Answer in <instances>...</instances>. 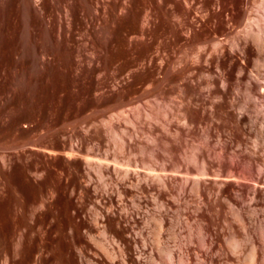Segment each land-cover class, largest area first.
<instances>
[{
	"label": "rangeland",
	"instance_id": "1",
	"mask_svg": "<svg viewBox=\"0 0 264 264\" xmlns=\"http://www.w3.org/2000/svg\"><path fill=\"white\" fill-rule=\"evenodd\" d=\"M260 85L264 0H0V264H111L99 248L103 221L127 227L124 210L141 215L150 195V208H169L177 177L189 176L188 195L224 180L216 188L233 199L243 189L245 203L254 187L263 207ZM186 196L174 205L189 207ZM171 205L162 208L171 228L229 216L219 204L195 219L196 201Z\"/></svg>",
	"mask_w": 264,
	"mask_h": 264
},
{
	"label": "bare ground",
	"instance_id": "2",
	"mask_svg": "<svg viewBox=\"0 0 264 264\" xmlns=\"http://www.w3.org/2000/svg\"><path fill=\"white\" fill-rule=\"evenodd\" d=\"M209 70V69H208ZM211 70V69H210ZM209 70V71H210ZM212 71V70H211ZM261 72V71H260ZM202 74V73H201ZM209 74H210V76L213 74V72L212 73H210L209 72ZM221 74L222 73H220V76H221ZM239 74H240V72H239ZM238 74V75H239ZM214 75V74H213ZM218 75V74H217ZM259 75V74H258ZM258 75L256 74V78L258 79ZM223 76H224V74H223ZM227 76V75H226ZM251 76H254V78L253 77H251ZM198 77H200V75L198 76ZM209 77V76H208ZM207 77V78H208ZM213 78H214V80L216 81L217 79H216V77L215 76H212ZM211 77V78H212ZM217 77H219V76H217ZM228 77V76H227ZM227 77H224V78H227ZM241 77H242V75H241ZM240 77V75L238 76V78L240 79L241 78ZM249 77H251V78H249ZM203 78V77H202ZM212 78V79H213ZM237 78V79H238ZM243 78V77H242ZM241 78V79H242ZM248 78L251 80L252 78V82L250 81V80H248V79H246V81L248 80L249 81V85H252V84H250V82L251 83H255V81H257V79L255 78V74L254 75H249L248 76ZM198 79V78H197ZM210 79V78H209ZM208 79V81H205V80H207V79H202L203 81H205L206 83L208 82V83H211V82H209L210 80ZM228 79V78H227ZM253 80H255V81H253ZM198 82L200 81L201 83L200 84H202V82L203 81H201L200 79L199 80H197ZM219 81H220V79H219ZM221 81H222V78H221ZM223 81H225L224 79H223ZM222 81V82H223ZM229 81H231V80H229L228 79V82H227V84L229 83ZM238 81V80H237ZM237 81H236V83L235 82H231L232 84L233 83H235V84H237ZM242 80H240V82H241ZM214 82V81H213ZM212 82V83H213ZM217 83H218V81H216ZM217 83H213L214 84V86H216V88H217V90L219 89V91H221L220 90V87L222 86V85H224L225 84V82H223V84L221 85H219L220 87L218 88L217 86L218 85H215V84H217ZM231 83H229L230 85L229 86H231ZM239 83V82H238ZM246 83V82H245ZM263 83V82H262ZM203 84H205L204 82H203ZM213 84L211 85V86H213ZM226 84V85H227ZM235 84H233L234 86H236L237 87V85H235ZM248 84V83H247ZM247 84H246V86H247ZM256 84V83H255ZM261 84V83H260ZM207 85H209V84H207ZM205 86L206 88L208 87V86ZM232 85V86H233ZM240 85V84H239ZM248 85V86H249ZM254 85V84H253ZM252 85V86H253ZM203 86V87H204ZM245 86V85H244ZM261 87H263V85H260ZM209 87H210V85H209ZM224 87H225V85H224ZM258 87H259V84H258ZM226 88H227V86H226ZM231 87H229V89H230ZM238 88H240V87H238ZM245 88V87H244ZM249 88V87H248ZM247 87H246V89H248ZM254 88H255V86H254ZM260 88V87H259ZM264 88V87H263ZM262 88V89H263ZM209 89V88H208ZM210 89H211V87H210ZM209 89V90H210ZM214 88H212L211 90H213ZM221 89L223 90H225V88H222L221 87ZM228 89V88H227ZM246 89H245V91H246ZM250 89V88H249ZM248 89V90H249ZM256 90H257V88H255ZM254 89V90H255ZM208 90V91H209ZM216 90V89H215ZM214 90V91H215ZM216 90V91H217ZM247 90V91H248ZM255 90V91H256ZM215 91V92H216ZM251 93H253L251 90H249ZM254 91V92H255ZM259 91L261 92V89L260 90H258V93H259ZM263 91V90H262ZM221 92H223V91H221ZM257 92V91H256ZM209 93H212V92H209ZM256 94V95H258V96H261L260 94ZM214 94V93H213ZM254 94V93H253ZM261 94H264V92L263 93H261ZM250 95V97H253L254 95H252V94H248V96ZM256 95H255V97H256ZM263 98H264V96H263ZM257 99H259V98H257ZM202 166V165H201ZM204 166V165H203ZM202 166V167H203ZM200 168V169H202L203 170V168L205 167H203V168ZM151 168V167H150ZM128 169H131L130 167L128 168L127 167V170ZM149 169V168H148ZM153 169V168H152ZM152 169H149L150 171H152L153 172V170ZM133 170H135V169H133ZM148 170V171H149ZM205 170V169H204ZM203 170V174H204V172L206 171H204ZM131 171V170H130ZM150 171H149V173H150ZM126 172H128V171H126ZM202 172V171H201ZM206 172H208V171H206ZM206 172H205V174H206ZM154 173L156 174V175H158V173L157 172H155L154 171ZM153 173H151V175H152ZM235 174V173H234ZM237 174H239V173H237ZM237 174H235V178H237ZM162 175V174H161ZM206 175H208L209 176V178L211 177L209 174H206ZM205 175V176H206ZM145 176V175H144ZM150 176V175H149ZM153 176V175H152ZM160 176V175H159ZM159 176H156V177H158L159 178ZM168 176V175H167ZM173 176V175H172ZM208 176H207V178H208ZM212 176H214V175H212ZM232 176V175H231ZM240 176V177H239ZM239 176H238V178L237 179H235V181L237 180H239V178H243V176L241 177V174H239ZM145 177H148L147 176V172H146V176ZM155 177V176H154ZM153 177V178H154ZM161 178L163 177V176H160ZM169 177V176H168ZM168 177H163V178H167L168 179ZM174 177V176H173ZM177 177V176H176ZM184 177L185 176H183L182 177V179H184ZM190 177H192V176H190ZM198 177V178H197ZM197 177H195V176H193L192 178H194L195 180H196V178L197 179H199V177L201 178V180H204V178H206V177H203V179H202V176H197ZM232 177H234V176H232ZM245 177H246V175H245ZM251 177V176H250ZM249 176H248V178L246 177L245 179L247 180V179H249L250 178ZM144 178V177H143ZM152 178V179H153ZM178 178V181H184L182 184H181V182H178V185H175V181L173 182V184L172 185H174V186H179V184H180V186H179V190L177 189V191H178V194L180 195V197L179 198H181L182 199V195L184 194V195H187L186 197H188V196H193V197H191L192 199L193 198H195V201H196V205H197V207H196V209H191L193 212L195 211V212H202V211H200L199 209H203L204 207V209H206V211H207V205H209L210 203H212L213 201H218L216 204H214V203H212V204H214V206L216 205V207L218 206V204L219 205H222V202H224V204L222 205V208L224 209V207L226 206L227 207V210H228V212L226 211V209H225V212H227L228 214H229V216H227V215H225V218H224V222H223V220L221 221V218H220V223L219 224H216L217 222H219V220L218 221H213L212 223H210L209 221L211 220L210 219V215H211V217H212V215H213V213H212V209H213V205L212 204H210V205H212L211 207H210V205L208 206L209 208H211V210L209 211L210 212V214H208L209 215V217H208V219H210L209 221L208 220H206V219H204L205 218V216L203 217L201 214L202 213H200L198 216H199V218L200 219H198L197 218V220L196 221H193V220H190L189 219V221H191L193 224H194V222H196L195 224H197V221L198 220H200V222H202V220L203 221H205V222H202L200 225L198 224L197 226H198V228H197V226L195 227V226H193V224L192 223H190L189 221H188V219H186L187 221H188V223L187 222H185V218H187V215H186V217L184 216V214H186V213H184L183 215L181 214V217L182 216H184V219H183V222H185L186 224H192V225H188V226H184V224L182 225V223H181V217H178V219L180 218V222H179V220L177 221L178 222V224L179 223H181V225H179V226H177V222L175 223L176 224V226L174 227H170V225L172 226V224L169 222H167L168 220H166V222L168 223V224H166L165 222H164V216H165V212H166V210L167 209H170V205L172 204L175 208L177 207V205H178V207L176 208L177 210L180 208L179 206L180 205H182L183 203H182V200H180V204H177L176 206L174 205L175 204V202H174V200L176 199V198H178V196L179 195H174V194H176V193H173V192H175V190H176V188L174 187V186H171V187H173V188H175L174 189V191H173V189H172V193H173V195L174 196H177L175 199H173V203H171L170 202V200L168 201L169 203H170V205H168V207L169 208H165L164 207V204H163V206L161 205L160 207H164L166 210H164L165 212H163V210H162V208H161V210H159L158 212L155 210V209H152V208H150V201H152L151 200V196L152 195H150L149 197L150 198H148V199H150V200H148L149 201V204H148V206H144V209H143V211L141 212V215L140 214H138L137 216H127L126 217V215L128 214H126L125 213V210H124V217H125V220L127 221V227L125 226V225H123V224H125V223H121V226L122 227H120L119 225L120 224H118V227L116 226V225H107V222L105 223L104 221H103V223H105V224H103L102 223V225H104L103 226V230H102V232L99 230V232L100 233H102V235L103 236H101V237H103L104 238V240H102L101 241V238L99 239V238H95V239H99V240H97V242L99 241V243H100V245H99V243H96V244H98L99 246H101V247H99V248H101V250L103 251H105L104 252V254L106 253V254H108V256H109V259L111 260V264H114L115 262L117 263V261H119V258L121 259L120 260V264H264V214H263V212L262 211H264V210H261V207H260V205H258L256 202L260 199H256V197H253L252 198V193H254L253 191H254V189H256V188H254L253 187V189H251L250 187L248 188V190H251L252 191V193H250V197H249V195H244L246 198L247 197H249V198H247V200L248 199H256L257 201H255V202H252V200L250 199L248 202H244V201H238V197H242V195H243V193L244 194H246L245 192L246 191H244L243 189H240V190H242V192H240L239 194H242V195H238V197L235 199H233V197H235L233 194H232V192H228L229 191V187L227 188L228 190H227V192L228 193H230L231 194V197H232V195H233V197L231 198L230 197V194H229V196L228 195H226L225 193H223L222 191H224L225 192V190L223 189H219V188H216L217 186L219 187L220 185H222L221 183L223 182L224 183V180H221V179H218V178H220V176H218L217 178L214 176V177H212V178H216V180L218 179V180H221L220 181V183H218V184H220V185H217L216 186V182L214 183V181H216V180H213V182L212 183H214L213 185L215 186V189H217L216 191L215 190H213V191H215V193H214V195H212L211 196V192L213 193V191L211 190L213 187H211L210 185V182H211V180H210V182H209V180H207V178H206V180H207V182L204 180V183L203 184H205V182H206V184L207 183H209V184H207L209 187H206L207 188V192H204V191H206V190H204V189H206V188H204L203 187V189L202 188H200V189H197V187H199V186H197V184L195 185L196 186V192H194L195 191V188H194V191H192V193H194V195H188L186 192H188L189 191V189H193V187H192V181H189V176L187 175V177H185V179L184 180H182L181 178H180V180H179V177H177ZM176 178V179H177ZM221 178H222V176H221ZM225 178H227V182H228V177H224V179ZM146 179V178H145ZM148 179H150V178H148ZM232 179V178H231ZM244 179V178H243ZM255 179V178H254ZM144 180V179H143ZM153 180H155V182H156V179L154 178ZM159 180V179H158ZM157 180V181H158ZM165 180V179H164ZM172 180H174L173 178H172ZM201 180H199L201 183H202V181ZM217 180V181H218ZM242 179H240L239 180V183H240V181H241ZM249 180H252V179H249ZM145 181V183L143 184V186H145L146 187V185L148 184L147 182H146V180H144ZM143 181V182H144ZM161 181V180H160ZM159 181V182H160ZM167 181H170L169 179L167 180ZM194 181V180H193ZM197 181V180H196ZM199 181H197V183H198V185H199ZM232 181H234V180H232ZM235 181L234 182H230V183H235ZM236 181V182H237ZM253 181H259V180H257V179H255V180H253ZM139 182V181H138ZM138 182H136V183H138ZM150 182V181H149ZM159 182H158V184H159ZM162 182V181H161ZM160 182V183H161ZM166 182V181H165ZM189 182V183H188ZM227 182H225V183H227ZM251 183H253L252 181H250ZM167 183V185L169 184L168 182H166ZM166 183H164V184H166ZM170 183H172V182H170ZM176 183H177V180H176ZM190 185L191 184V186L190 187H188V186H186V185H188V184ZM193 183H195V182H193ZM229 183V182H228ZM227 183V184H228ZM239 183H237V184H239ZM140 184H141V182H140ZM163 183H161V185H162ZM163 184V185H164ZM203 184H200V187H201V185H203ZM256 184H259L258 182H256ZM256 184H253V185H255V187H256ZM150 185H151V183H150ZM166 185V186H167ZM171 185V184H170ZM194 185V184H193ZM206 185V186H207ZM224 185V184H223ZM222 185V186H223ZM236 185V184H235ZM235 185L233 186V185H231V187L233 186L234 188H235ZM240 185V184H239ZM239 185H238V188H240L239 187ZM253 185H251V187L253 186ZM137 186H138V184H137ZM141 186V185H140ZM142 186V187H143ZM159 186H160V184H159ZM225 186V185H224ZM134 187L136 188V186L134 185ZM151 188H152V186H150ZM158 187V186H157ZM156 187V188H157ZM169 187V186H168ZM170 187V188H171ZM192 187V188H191ZM221 187V186H220ZM159 188H161V187H159ZM159 188H157V190L159 189ZM166 188V187H165ZM170 188H168V189H170ZM178 188V187H177ZM189 188V189H188ZM208 188H210V189H208ZM236 188H237V186H236ZM137 189H139V188H137ZM142 189V188H141ZM145 189V188H144ZM148 190H149V188H147ZM167 189V188H166ZM188 189V191H186ZM214 189V188H213ZM225 189H226V186H225ZM231 189V188H230ZM140 190V189H139ZM152 190H153V188H152ZM151 190V192L152 193H154L153 195H155V192H153V191H155V190H153L152 191ZM161 191L163 190V188H161L160 189ZM202 190V191H201ZM204 190V191H203ZM211 192H210V191ZM222 190V191H221ZM233 190V188L230 190V191H232ZM239 190V191H240ZM147 191V190H146ZM145 191V192H146ZM165 191H167V190H164V192ZM169 191V190H168ZM176 191V192H177ZM234 191V190H233ZM235 191H236V189H235ZM234 191V192H235ZM145 192H143L144 194H145V196L144 197H146L147 198V196L149 195V192L150 191H148V193H145ZM150 192V194H152ZM158 192H160L159 190H158ZM171 192H168V193H170L171 194ZM210 192V193H209ZM237 192H238V190H237ZM248 192V191H247ZM255 192H256V190H255ZM134 193V192H133ZM136 193V192H135ZM138 193H140V192H138ZM157 193V192H156ZM161 193V192H160ZM167 193V192H166ZM168 193L167 194H165V193H161L162 195H168ZM188 193H191V190H190V192H188ZM227 193V194H228ZM148 194V195H147ZM158 194V193H157ZM234 194H236V192L234 193ZM248 194V193H247ZM252 194V195H251ZM133 195V194H132ZM159 195V194H158ZM158 195H155L154 197L155 198H157L156 200H158L160 197L158 196ZM237 195V194H236ZM257 195V194H256ZM255 195V196H256ZM129 196H131V195H129ZM135 196V195H134ZM139 196V195H138ZM142 196V195H141ZM164 196H163V198H164ZM171 196H172V194H171ZM254 196V195H253ZM122 197V196H121ZM185 197V196H184ZM190 197H188L189 198V202H190V200H192V199H190ZM258 197V196H257ZM136 198V197H135ZM141 198L142 197H138V200L137 199H134V202H135V200L137 201V204H136V202L134 203L133 202V204H134V207H132V209L134 210V208L137 206V205H139L140 206V202L141 201H144V200H146V198H144V200H143V198H142V200H141ZM166 198V197H165ZM165 198H164V200H165ZM172 198H174L173 196H172ZM188 198L187 199H185V200H188ZM153 199V198H152ZM162 199V198H161ZM168 199H171V197L169 198V196H168ZM240 199V198H239ZM241 199H243V197L241 198ZM254 199V200H255ZM125 200V199H124ZM129 200H132V199H130V197H129ZM166 200H167V198H166ZM172 200V199H171ZM184 200V201H185ZM244 200V199H243ZM246 200V199H245ZM153 201H155V199L153 200ZM175 201H177V200H175ZM195 201H194V199H193V202H194V205H195ZM259 201H261V199L259 200ZM36 202V198H32L31 200H27V201H25L24 203L26 204V203H31V204H33V203H35ZM124 202V201H123ZM126 202V201H125ZM129 202V201H128ZM167 202V201H166ZM167 202V203H168ZM188 202V201H187ZM189 202L187 203V206H188V204H189ZM192 202V203H193ZM220 202V203H219ZM129 203H132V202H129ZM147 204V201L145 202H143V205H145V204ZM152 203V202H151ZM162 203H164V202H162ZM167 203H165L166 204V206H167ZM168 203V204H169ZM191 202H190V204H192ZM256 203V204H255ZM260 203V202H259ZM128 204V203H127ZM135 204H136V206H135ZM153 204H154V202H153ZM184 204H186V201H185V203ZM183 204V206H186V205H184ZM189 204V207H191V206H194V205H190ZM261 205H262V203H260ZM264 204V203H263ZM130 205V204H129ZM142 205V204H141ZM155 205V204H154ZM157 205V204H156ZM171 205V206H172ZM258 205V206H257ZM158 206V205H157ZM172 206V207H173ZM182 206V207H183ZM143 207V206H142ZM141 207V208H142ZM156 207V206H155ZM181 207V209H183ZM189 207H185V208H187V211H188V208ZM194 207V208H195ZM225 207V208H226ZM264 207V206H263ZM263 207H262V209H263ZM163 208V209H164ZM185 208H184V210H185ZM191 208H193V207H191ZM123 209V208H122ZM136 210H137V207L135 208ZM159 209V208H158ZM176 209H173V208H171V216L174 214V213H178V211L176 210ZM181 209H179V210H181ZM218 210L219 209H221V207L220 208H217ZM217 209L215 210V208H214V212L215 211H217ZM129 210V209H128ZM130 210H131V208H130ZM133 210H131L132 212H133ZM135 210V211H136ZM139 208H138V210H137V213H139ZM173 210H174V212H173ZM222 210V209H221ZM135 211L133 212V215L135 214ZM168 211H170V210H168ZM176 211V212H175ZM224 210H222V214H220V215H222L223 216V214H224V212H223ZM181 212V211H180ZM180 212L177 214L178 216L180 215ZM192 212V213H193ZM194 212V213H195ZM198 212L197 213H195L194 215L193 214H189L188 216L190 217V215H192L191 217H193V219H195L196 218V215L198 214ZM208 212V213H209ZM218 212H220V211H218ZM218 212H216V214L217 215H215V218H216V216H218ZM123 213V212H122ZM122 213H120V215H121V217H122ZM131 212H129V214H130ZM136 213V214H137ZM165 213V214H164ZM187 213H189V212H187ZM191 213V212H190ZM206 214V212H203V214ZM126 214V215H125ZM135 214V215H136ZM164 214V215H163ZM168 215H167V217L170 215L169 214V212L167 213ZM175 214V215H176ZM204 214V215H205ZM226 214V213H225ZM103 215V214H102ZM132 215V214H131ZM140 215V218L139 219H137V218H135V217H138ZM177 215L175 216L176 218H177ZM200 215H201V217H200ZM207 215V214H206ZM213 215V216H214ZM220 215H219V217H220ZM174 216V215H173ZM197 216V217H198ZM227 216V217H226ZM121 217H119V218H121ZM166 217V216H165ZM167 217L165 218V219H167ZM188 217V218H189ZM219 217H218V219H219ZM201 218H203L202 220H201ZM214 218V220H217V218L215 219ZM123 219V218H122ZM212 219H213V217H212ZM125 220H123L124 222H125ZM170 220V219H169ZM172 221H173V219H171ZM177 220V219H176ZM101 220H99V222H100ZM119 221V220H118ZM117 221V222H118ZM171 221V222H172ZM111 223V222H110ZM109 222H108V224H110ZM118 223H120V221L118 222ZM173 223V222H172ZM101 224V223H100ZM175 224H173V225H175ZM194 224V225H195ZM166 225H169V226H166ZM109 226L110 227H117L116 229L115 228H113L112 227V229L111 228H109ZM192 226H193V228H194V230L192 229ZM102 227V226H101ZM124 227V228H123ZM234 227L236 228V229H238V231L236 232V231H234L235 229H234ZM197 228V232H194V231H196L195 229ZM114 229V230H113ZM99 237H100V234H99ZM102 238V239H103ZM94 241H96V240H94ZM14 244V243H13ZM247 244L249 245L248 247H247ZM14 248L16 247V245L15 246H13ZM62 249V248H61ZM248 249V250H247ZM101 251V252H102ZM102 254H103V252H102ZM106 254H105V256H106ZM110 260H108V261H110ZM118 263V264H119Z\"/></svg>",
	"mask_w": 264,
	"mask_h": 264
}]
</instances>
